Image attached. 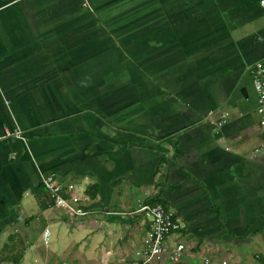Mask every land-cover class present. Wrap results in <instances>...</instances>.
I'll return each instance as SVG.
<instances>
[{"label": "crops", "instance_id": "crops-1", "mask_svg": "<svg viewBox=\"0 0 264 264\" xmlns=\"http://www.w3.org/2000/svg\"><path fill=\"white\" fill-rule=\"evenodd\" d=\"M261 60V0H0V264L59 242L137 264L149 224L127 214L153 201L180 221L181 264H259ZM45 176L95 186L89 214L72 223Z\"/></svg>", "mask_w": 264, "mask_h": 264}, {"label": "built area", "instance_id": "built-area-1", "mask_svg": "<svg viewBox=\"0 0 264 264\" xmlns=\"http://www.w3.org/2000/svg\"><path fill=\"white\" fill-rule=\"evenodd\" d=\"M261 6L264 7V0H261ZM253 86L258 97V114L264 125V60L255 64ZM227 119L228 114L224 113L212 124L221 129L226 125ZM10 138L23 139L22 132L20 130L14 132L6 131L2 140ZM42 183L49 191L55 207L72 214V223L75 222L74 217H82L89 214L85 205L90 203L91 198L86 192V187L82 184H63L57 182L53 176L43 177ZM127 215L131 218L142 216L149 224L143 240V247L136 251L137 264H181L184 262L190 246L184 242L175 244L169 242V238L180 231L182 227L176 213L166 209L161 203L141 202L134 211ZM43 240L47 245L49 240L48 231L44 233ZM258 258L259 264H264V258ZM206 264H210V261L206 260ZM223 264H227V262H223Z\"/></svg>", "mask_w": 264, "mask_h": 264}, {"label": "rangeland", "instance_id": "rangeland-1", "mask_svg": "<svg viewBox=\"0 0 264 264\" xmlns=\"http://www.w3.org/2000/svg\"><path fill=\"white\" fill-rule=\"evenodd\" d=\"M5 104H10L9 102H5ZM98 236H102L104 238V236L100 233H96L95 235H93V237H98ZM53 241L50 240L48 246L49 247H53ZM81 242V240H80ZM38 247L41 246H46L43 237L42 239H39L38 243H37ZM58 250L55 251V253H53L51 255V257H48L47 259H45V257L43 255H38V256H34L32 259L36 260L38 264H62L64 262H68V264H100L98 263V256L99 254L95 251V253L93 251H91V249H88L86 247V245H84L82 242L80 243V249H76L77 247L75 246V244L71 245L69 244V246L66 248L65 244H61L60 242L57 244ZM251 252H264V248L259 249V247H257L256 249H252Z\"/></svg>", "mask_w": 264, "mask_h": 264}, {"label": "trees", "instance_id": "trees-1", "mask_svg": "<svg viewBox=\"0 0 264 264\" xmlns=\"http://www.w3.org/2000/svg\"><path fill=\"white\" fill-rule=\"evenodd\" d=\"M45 190V189H43ZM87 194L91 197V198H95V196L97 195L98 193V190L95 186H91L88 188V190H86ZM155 203H159L157 201H153L152 204H155ZM164 206V205H163ZM165 207V206H164ZM166 208V207H165ZM168 209V208H166Z\"/></svg>", "mask_w": 264, "mask_h": 264}]
</instances>
